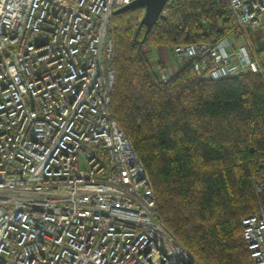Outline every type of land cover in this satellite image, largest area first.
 Here are the masks:
<instances>
[{"label":"built area","instance_id":"obj_1","mask_svg":"<svg viewBox=\"0 0 264 264\" xmlns=\"http://www.w3.org/2000/svg\"><path fill=\"white\" fill-rule=\"evenodd\" d=\"M135 1L0 0V264H201L160 222L145 169L110 116L111 20ZM220 1L232 34L176 46L175 66L191 64L204 81L264 80V52L249 42L264 0ZM260 179L261 205L241 222L253 264H264Z\"/></svg>","mask_w":264,"mask_h":264},{"label":"trees","instance_id":"obj_2","mask_svg":"<svg viewBox=\"0 0 264 264\" xmlns=\"http://www.w3.org/2000/svg\"><path fill=\"white\" fill-rule=\"evenodd\" d=\"M229 11L220 0H169L147 33L141 8L111 20L110 116L145 169L160 222L201 264H253L241 221L261 205L254 184L264 175V80L204 81L188 64L161 82L150 54L224 41Z\"/></svg>","mask_w":264,"mask_h":264},{"label":"water","instance_id":"obj_3","mask_svg":"<svg viewBox=\"0 0 264 264\" xmlns=\"http://www.w3.org/2000/svg\"><path fill=\"white\" fill-rule=\"evenodd\" d=\"M168 2L169 0H136L114 14L118 15L125 13L130 9L141 8L144 13L140 25L146 28L147 33L164 17L162 14Z\"/></svg>","mask_w":264,"mask_h":264},{"label":"crops","instance_id":"obj_4","mask_svg":"<svg viewBox=\"0 0 264 264\" xmlns=\"http://www.w3.org/2000/svg\"><path fill=\"white\" fill-rule=\"evenodd\" d=\"M249 42L251 44V48L254 51V53L260 54L264 52V15L262 16L261 19V25L259 28H257L253 33L249 35ZM166 50L168 51V57L166 58L165 55L163 54V51ZM154 51V53L152 52ZM151 53L153 54V58H158L163 60V62L166 64V66L169 67V71L172 72H177L176 69L179 68L176 66L174 69L175 65V59L172 58V53L170 49L166 48H158L152 50ZM174 69V71L172 70ZM178 70V69H177Z\"/></svg>","mask_w":264,"mask_h":264},{"label":"rangeland","instance_id":"obj_5","mask_svg":"<svg viewBox=\"0 0 264 264\" xmlns=\"http://www.w3.org/2000/svg\"><path fill=\"white\" fill-rule=\"evenodd\" d=\"M140 22H141V21H140ZM152 50H154V48H152L151 51H152ZM170 51H171V53H172V58H174L175 54L173 53V50L170 49ZM152 52L154 53V51H152ZM167 52H168V51H166V50L163 51V54L165 55L166 58L168 57ZM150 55H151V57H153V54H152V53H151ZM160 59H161V58H160ZM177 67H178V66H177ZM175 68H176V66L174 65V69H175ZM177 69H178V68H177ZM177 69H176V71H177ZM84 166H85L84 159L81 158V160H80V168L83 169ZM245 219H246V218H245ZM242 220H244V219H242ZM241 222H242V221H241Z\"/></svg>","mask_w":264,"mask_h":264}]
</instances>
